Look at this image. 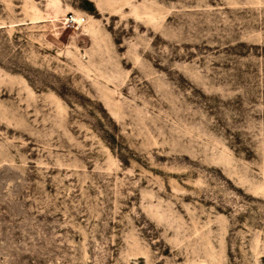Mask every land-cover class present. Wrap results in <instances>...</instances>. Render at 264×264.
I'll return each mask as SVG.
<instances>
[{"label": "rangeland", "instance_id": "1", "mask_svg": "<svg viewBox=\"0 0 264 264\" xmlns=\"http://www.w3.org/2000/svg\"><path fill=\"white\" fill-rule=\"evenodd\" d=\"M0 264H264V0H0Z\"/></svg>", "mask_w": 264, "mask_h": 264}, {"label": "built area", "instance_id": "2", "mask_svg": "<svg viewBox=\"0 0 264 264\" xmlns=\"http://www.w3.org/2000/svg\"><path fill=\"white\" fill-rule=\"evenodd\" d=\"M65 22L68 26H71V25L73 26L74 24L77 23L76 18L72 14H69V16L66 18Z\"/></svg>", "mask_w": 264, "mask_h": 264}, {"label": "bare ground", "instance_id": "3", "mask_svg": "<svg viewBox=\"0 0 264 264\" xmlns=\"http://www.w3.org/2000/svg\"><path fill=\"white\" fill-rule=\"evenodd\" d=\"M80 16H81V15H80ZM76 22H77L78 24L81 25V23H82V19H81V17H77V18H76Z\"/></svg>", "mask_w": 264, "mask_h": 264}]
</instances>
